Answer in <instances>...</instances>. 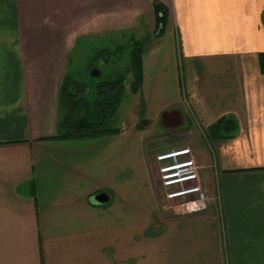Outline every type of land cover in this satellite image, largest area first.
<instances>
[{
	"label": "crops",
	"instance_id": "0c3cea01",
	"mask_svg": "<svg viewBox=\"0 0 264 264\" xmlns=\"http://www.w3.org/2000/svg\"><path fill=\"white\" fill-rule=\"evenodd\" d=\"M155 3L166 10L165 26L178 35L187 62L177 86L183 100L155 114L136 105L129 118H159L169 132L188 126L209 202L195 214L162 211L155 244H117L126 230L117 232L110 216L112 188L127 180L94 177L74 157L83 149L68 145L86 139L57 133L65 117L60 87L76 68L79 44L116 32L117 21L135 25ZM260 53L264 0H0V264H264V159L234 164L219 157L229 148L221 140L234 133L244 141L232 147L244 151L251 141L264 155ZM169 116L173 128L161 121ZM144 122L134 124L135 135L152 131L154 121ZM149 166L156 169L153 159ZM97 194L107 195V207L89 203ZM148 251L155 260L145 259Z\"/></svg>",
	"mask_w": 264,
	"mask_h": 264
},
{
	"label": "rangeland",
	"instance_id": "374dc122",
	"mask_svg": "<svg viewBox=\"0 0 264 264\" xmlns=\"http://www.w3.org/2000/svg\"><path fill=\"white\" fill-rule=\"evenodd\" d=\"M153 16L154 11H151L142 21L138 20L137 25L133 26H121L119 23L122 22L117 21L116 32L105 30L99 34L100 40L96 39L93 42L86 40V44H79L73 53L76 68L70 69L73 73L71 76L75 80L83 81L91 88L102 81L114 80L117 77L124 79L121 100L117 104L116 98H113L111 102L113 107L106 110L108 118H104V124L95 127V131L118 130L119 132L113 137L86 139L68 145L74 146L76 150L83 149L74 157L80 159L79 162L84 169L92 167L93 169L90 170H93L91 174L94 177L98 176L105 180V177H111L114 174L120 177L119 181L122 177L127 180L123 188H120L118 183L112 188L115 209L109 210V213L114 219L116 231L119 232V227L122 228L121 231L126 230L125 235L123 233L116 235L117 244H123L124 241L126 244L127 242L144 244L146 241L148 244H155L156 241L152 235L156 231L162 211L174 212L179 202H166L162 198L163 192L159 190L160 183L156 169H151L149 162L154 160L157 152L163 150L160 147L169 149L176 145H187L192 150L198 142V139L189 135L187 125L182 126L183 131L180 129L169 132L161 128L159 118H139L141 119L139 122L136 118H129V115L132 116L136 112V105L141 109L143 104H146L150 112L155 114L167 102L183 100L180 89L177 87L178 84H182V71H185L187 65L180 52L181 43L172 28L165 26L159 33L161 27L156 29ZM133 41H137V46L141 49L139 53L140 83L135 72L129 70L130 43ZM94 62L98 63L101 73L98 78H91V71L87 68ZM87 87L90 90L89 86ZM142 116L143 113H140L139 117ZM145 119L154 121L152 131L135 135L134 124L137 122L139 125H144ZM56 131L57 133L67 132L61 122L57 124ZM194 132L201 140L199 132ZM182 135L185 137L182 138ZM238 135L239 133H234L230 138L221 140L223 145L229 144V148L224 149L220 156L218 155L221 159L227 158L234 164H240L253 156L256 158L255 162L261 161V157L264 159V155L254 153L251 141L246 148L243 147L244 151L232 147L231 141H244ZM207 147L211 151V147L209 145ZM209 174L210 171L206 170L202 176L207 177ZM116 180L118 181V178ZM119 195L125 196V202L117 198ZM107 206L108 204L101 208ZM122 214L125 216L123 217ZM100 225L104 227L103 219ZM146 227L149 229L148 234H141ZM129 229L132 231L130 234L127 232ZM145 259L155 260L154 251H148Z\"/></svg>",
	"mask_w": 264,
	"mask_h": 264
},
{
	"label": "trees",
	"instance_id": "16d2710c",
	"mask_svg": "<svg viewBox=\"0 0 264 264\" xmlns=\"http://www.w3.org/2000/svg\"><path fill=\"white\" fill-rule=\"evenodd\" d=\"M153 9L155 16V26L156 29L161 27L159 30V33H161L166 25L167 12L157 3L154 4ZM133 46L136 47L134 48ZM132 48L129 56V70L135 72V75L137 76L140 83L141 64L139 53H141V49L137 46V43H133ZM258 65L260 73L264 75V53H260L258 55ZM70 80L71 75H65L60 87V102L62 109L65 112V117L61 124H63L67 130L66 135L60 137L65 139H93L117 134L119 132L118 130L95 131V127L104 124V118L107 114L106 110L112 106L111 102L113 98H116L117 104L121 100L124 92L123 77H118L115 80H108L100 84V95L99 97H96L95 102L91 104V116L80 114V105L83 102L73 97L68 91Z\"/></svg>",
	"mask_w": 264,
	"mask_h": 264
},
{
	"label": "built area",
	"instance_id": "2783aa9c",
	"mask_svg": "<svg viewBox=\"0 0 264 264\" xmlns=\"http://www.w3.org/2000/svg\"><path fill=\"white\" fill-rule=\"evenodd\" d=\"M179 149L182 148L159 152L154 156L159 190L166 202H179L177 211L184 214L202 212L209 202L208 191L199 181V171L203 167L195 162L189 147L174 151Z\"/></svg>",
	"mask_w": 264,
	"mask_h": 264
},
{
	"label": "flooded vegetation",
	"instance_id": "af4514ba",
	"mask_svg": "<svg viewBox=\"0 0 264 264\" xmlns=\"http://www.w3.org/2000/svg\"><path fill=\"white\" fill-rule=\"evenodd\" d=\"M132 45H133V43H130V52H131ZM97 64H98L97 62H94L92 64H89L87 67L91 71L90 72L91 78H98L101 75ZM91 73H97L98 76L93 77V76H91ZM106 81H108V80H106ZM103 82H105V81L96 83V85H94L92 88L88 84L87 86H89V88H90V90H89L83 81L82 82L77 81L71 76L70 85L68 86V89H69L68 91L72 94L73 97H75V98H77L83 102L80 105V114L81 115L85 114L87 116H91V112H92L91 104L93 102H95L96 97H99L100 92H101L99 89V86ZM89 94H90V96H89ZM166 120H167V122H165L164 125H166L167 127L173 128L174 124H175L174 118H171V116H169ZM140 121H141V119H140Z\"/></svg>",
	"mask_w": 264,
	"mask_h": 264
},
{
	"label": "water",
	"instance_id": "95a60500",
	"mask_svg": "<svg viewBox=\"0 0 264 264\" xmlns=\"http://www.w3.org/2000/svg\"><path fill=\"white\" fill-rule=\"evenodd\" d=\"M91 76L93 77H97L98 74L97 73H91ZM170 112H166L165 114H163V117L168 115ZM167 118H161V121L163 120H166ZM108 202V197L106 194H97V195H94L92 196L90 199H89V203L92 205V206H102V205H105L107 204Z\"/></svg>",
	"mask_w": 264,
	"mask_h": 264
},
{
	"label": "bare ground",
	"instance_id": "6f19581e",
	"mask_svg": "<svg viewBox=\"0 0 264 264\" xmlns=\"http://www.w3.org/2000/svg\"><path fill=\"white\" fill-rule=\"evenodd\" d=\"M184 149H185V148H182V149H179V150H174V151L176 152V151H181V150H184Z\"/></svg>",
	"mask_w": 264,
	"mask_h": 264
}]
</instances>
